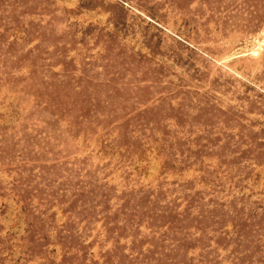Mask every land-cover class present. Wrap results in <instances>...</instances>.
<instances>
[{
	"label": "rangeland",
	"instance_id": "rangeland-1",
	"mask_svg": "<svg viewBox=\"0 0 264 264\" xmlns=\"http://www.w3.org/2000/svg\"><path fill=\"white\" fill-rule=\"evenodd\" d=\"M0 264H264V0H0Z\"/></svg>",
	"mask_w": 264,
	"mask_h": 264
}]
</instances>
